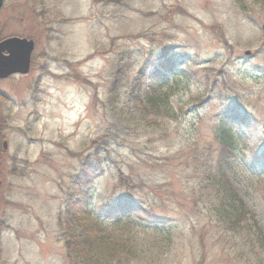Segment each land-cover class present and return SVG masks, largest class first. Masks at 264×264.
I'll use <instances>...</instances> for the list:
<instances>
[{
	"label": "rangeland",
	"instance_id": "374dc122",
	"mask_svg": "<svg viewBox=\"0 0 264 264\" xmlns=\"http://www.w3.org/2000/svg\"><path fill=\"white\" fill-rule=\"evenodd\" d=\"M240 1L5 0L1 37L36 46L28 74L0 80V264H69L62 235L80 199L70 185L113 121V99L131 107L145 59L168 47L189 56L171 84L177 118L109 145L92 188L97 222L159 240L156 264H264V166L253 159L264 152V0ZM226 104L250 127L222 128ZM228 135L237 156L225 171L246 215L234 225L206 191ZM131 192L140 206L117 224L106 206ZM153 215L166 219L161 234Z\"/></svg>",
	"mask_w": 264,
	"mask_h": 264
},
{
	"label": "trees",
	"instance_id": "16d2710c",
	"mask_svg": "<svg viewBox=\"0 0 264 264\" xmlns=\"http://www.w3.org/2000/svg\"><path fill=\"white\" fill-rule=\"evenodd\" d=\"M172 51L173 47H168L160 55L151 53L145 59L146 63L143 65L140 75L132 82L134 88L131 107L124 110L113 99L114 119L103 138L94 143V151L88 155L85 161L87 163H84L85 166L70 185V189L75 190L71 196H80V199L76 201L75 214L71 222L65 226L62 235L65 241V257L69 264H156L161 260L162 245L158 244L159 240L145 239L133 234L116 233L113 229L98 224L94 207L95 194L92 188L96 177L102 175L107 169L108 161L112 155L109 145L113 141H116L117 144L120 143L119 136L122 137V134H126L124 130L154 125L160 127L163 125L160 121L163 122L165 118H177V112L172 107L170 98L171 84L183 78L184 74L178 66L185 62L189 56ZM168 76H174L173 81H170ZM141 77H145L147 81L143 82ZM199 99L202 100V98ZM219 118L222 128H226L234 120L249 126L253 120L247 111L236 104L224 105ZM157 121H159L158 125ZM230 132L227 131V133ZM230 137L231 135H228L223 140L224 145L215 168L206 169L208 188H205L212 198L211 201H215L213 208L217 211L221 222L234 225L237 220H241L237 219L238 216L242 215V218L246 219V215L242 211L244 209L243 202L238 203L237 194L225 171V166L230 164V159L237 156L235 149L230 144ZM2 150L3 147L0 145V153ZM253 159L264 166V152L259 156L258 154L254 155ZM122 176L121 173V180ZM132 193L115 196L108 206L105 205L109 218H119V221H116L117 224L121 222L120 218L128 216L131 211L137 210L140 206V202ZM153 217H155V231L161 234L164 230L161 225L165 224L166 219L156 215ZM169 234L165 231L164 241L171 240L168 237Z\"/></svg>",
	"mask_w": 264,
	"mask_h": 264
},
{
	"label": "water",
	"instance_id": "95a60500",
	"mask_svg": "<svg viewBox=\"0 0 264 264\" xmlns=\"http://www.w3.org/2000/svg\"><path fill=\"white\" fill-rule=\"evenodd\" d=\"M5 0H0V10ZM264 34V23L262 24ZM35 50L34 39L11 36L0 41V79L14 74H28L31 69L32 54ZM7 148V142H4Z\"/></svg>",
	"mask_w": 264,
	"mask_h": 264
}]
</instances>
